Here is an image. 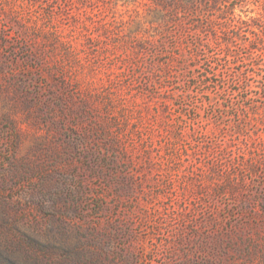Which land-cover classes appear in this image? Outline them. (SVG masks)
<instances>
[{
    "label": "rangeland",
    "instance_id": "rangeland-1",
    "mask_svg": "<svg viewBox=\"0 0 264 264\" xmlns=\"http://www.w3.org/2000/svg\"><path fill=\"white\" fill-rule=\"evenodd\" d=\"M222 7L0 0V264H264V0Z\"/></svg>",
    "mask_w": 264,
    "mask_h": 264
},
{
    "label": "trees",
    "instance_id": "trees-1",
    "mask_svg": "<svg viewBox=\"0 0 264 264\" xmlns=\"http://www.w3.org/2000/svg\"><path fill=\"white\" fill-rule=\"evenodd\" d=\"M234 0H156V4L158 5V13L159 17L162 19L163 22H165V28H168V26L174 25L171 22H175L177 20V25L179 26V30L183 31L184 33H187L191 25L189 24V20L187 19H181L187 15H189L195 7H197L200 3L207 2V4L211 7L217 8L218 10H221V13L218 14L219 17H224L225 9H220L219 5H222L225 7L227 2H232ZM234 7V6H233ZM183 16V17H182ZM175 26V25H174ZM209 27V26H208ZM168 30V29H166ZM211 33L215 36L216 39H224L226 41V45H230L231 41L228 40V38H225L226 35L229 34L231 31L230 28L222 26H217V24H212L210 26ZM170 32V31H168ZM255 40H256V46L253 48L255 50H260L261 47L264 48V44L262 43L264 40V36H261L259 34H255ZM262 41V42H261Z\"/></svg>",
    "mask_w": 264,
    "mask_h": 264
}]
</instances>
